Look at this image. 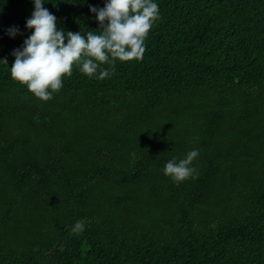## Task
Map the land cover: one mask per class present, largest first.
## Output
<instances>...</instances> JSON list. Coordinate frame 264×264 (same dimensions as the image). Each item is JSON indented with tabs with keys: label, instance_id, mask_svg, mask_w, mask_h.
<instances>
[{
	"label": "trees",
	"instance_id": "1",
	"mask_svg": "<svg viewBox=\"0 0 264 264\" xmlns=\"http://www.w3.org/2000/svg\"><path fill=\"white\" fill-rule=\"evenodd\" d=\"M105 2L44 7L86 38ZM153 2L142 60L45 102L10 70L34 0H0V264H264V0Z\"/></svg>",
	"mask_w": 264,
	"mask_h": 264
},
{
	"label": "clouds",
	"instance_id": "2",
	"mask_svg": "<svg viewBox=\"0 0 264 264\" xmlns=\"http://www.w3.org/2000/svg\"><path fill=\"white\" fill-rule=\"evenodd\" d=\"M44 2L34 0V11L26 21V27L34 31L24 40L22 48L13 50L15 60L10 70L14 80L45 102L63 87V77L72 75L74 65H80V71L92 77L101 64L109 62V57L113 61L142 60L145 39L160 18L159 6L153 0H106L102 8L90 5L102 33L89 31L85 38L81 32L58 28L57 17L44 7ZM7 34L15 38L20 30L12 26ZM109 75L108 70L100 69L98 78L103 80ZM198 156L199 150L193 149L183 159L169 160L164 174L177 183L196 178L193 175L196 169L191 165ZM84 230L83 220L77 221L72 229L77 234Z\"/></svg>",
	"mask_w": 264,
	"mask_h": 264
}]
</instances>
